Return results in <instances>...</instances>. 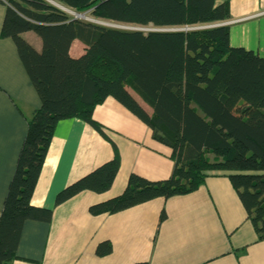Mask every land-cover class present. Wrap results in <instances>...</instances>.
<instances>
[{"label": "trees", "instance_id": "trees-1", "mask_svg": "<svg viewBox=\"0 0 264 264\" xmlns=\"http://www.w3.org/2000/svg\"><path fill=\"white\" fill-rule=\"evenodd\" d=\"M49 1L54 5L0 0L6 8L0 38L13 41L41 102L27 123L3 201L0 264H12L26 222L51 220L49 211L30 201L54 126L78 119L102 135L92 114L107 98L170 150L174 166L163 181L130 175L119 196L89 207L91 216L185 196L210 175H223L237 193L257 241L263 242L264 195L252 188L255 176L264 174V58L230 47L229 28L216 26L229 19L228 5H215V0ZM62 10L87 15L95 23L74 20ZM27 32L40 39L39 52L22 38ZM74 41L83 46L77 58L70 56ZM237 106H242L244 118L233 114ZM42 140L44 146L39 145ZM118 168L117 158L102 164L67 185L55 205L82 192H107ZM110 251L108 243H101L95 254L103 257Z\"/></svg>", "mask_w": 264, "mask_h": 264}, {"label": "crops", "instance_id": "crops-1", "mask_svg": "<svg viewBox=\"0 0 264 264\" xmlns=\"http://www.w3.org/2000/svg\"><path fill=\"white\" fill-rule=\"evenodd\" d=\"M223 3L229 10L222 26L229 28L230 47L264 58V0H215V5ZM5 10L0 4V31ZM21 36L40 51L34 33ZM82 52L83 46L74 41L70 56ZM40 106L13 41L0 38V213L27 123ZM235 109V116L245 117ZM92 118L102 135L78 119L54 126L30 201L49 211L51 220L23 225L12 264H264V241H257L237 193L223 175H210L185 196L91 216L89 207L119 196L130 175L163 181L174 166L170 150L155 142L151 131L114 99H105ZM39 145L44 146V140ZM114 158L119 168L107 192H82L55 205L67 185ZM252 189L264 195V174L255 176ZM101 243H108L111 251L98 257L95 250Z\"/></svg>", "mask_w": 264, "mask_h": 264}, {"label": "rangeland", "instance_id": "rangeland-1", "mask_svg": "<svg viewBox=\"0 0 264 264\" xmlns=\"http://www.w3.org/2000/svg\"><path fill=\"white\" fill-rule=\"evenodd\" d=\"M45 1H47L48 3H50V4H53L51 1H49V0H45ZM54 5V4H53ZM57 7V6H56ZM63 12H66L69 16H71V17H73V19L75 18V17H77V15H75L74 13H72V12H67V11H65V10H62ZM81 21H86V22H93V19H89L88 18V16L87 15H83L82 17H81ZM93 23H95V21L93 22ZM98 25H101V26H104V27H115V26H112V25H107V24H102V23H100V22H98L97 23ZM222 25H224V22L223 23H220V24H218V25H216V26H222ZM118 27V26H117ZM118 28H123V29H132V28H126V27H118ZM143 30V32H149V31H147L146 29H142ZM141 30V31H142ZM241 108H242V106H237L236 107V109H235V112H236V114H238L239 113V116H243V115H241L240 114V110H241ZM246 116V115H245Z\"/></svg>", "mask_w": 264, "mask_h": 264}, {"label": "water", "instance_id": "water-1", "mask_svg": "<svg viewBox=\"0 0 264 264\" xmlns=\"http://www.w3.org/2000/svg\"><path fill=\"white\" fill-rule=\"evenodd\" d=\"M47 3H48V2H47ZM49 4H50V3H49ZM55 7H56V5H55ZM82 16H83V15H77V17H75L74 20H81V17H82ZM128 30H130V29H128ZM131 30H134V31H141V29H131ZM146 30H147V29H146ZM142 31H143V30H142ZM142 31H141V32H142ZM147 31H149V32H158V31H159V32H171V31H176V30H172V29H171V30H161V31H160V30H149V29H148Z\"/></svg>", "mask_w": 264, "mask_h": 264}, {"label": "built area", "instance_id": "built-area-1", "mask_svg": "<svg viewBox=\"0 0 264 264\" xmlns=\"http://www.w3.org/2000/svg\"><path fill=\"white\" fill-rule=\"evenodd\" d=\"M226 25V24H225Z\"/></svg>", "mask_w": 264, "mask_h": 264}]
</instances>
